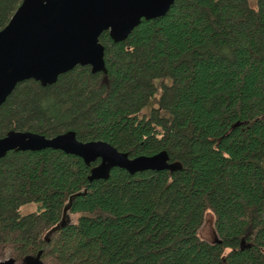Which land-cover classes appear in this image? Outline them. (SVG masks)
I'll return each instance as SVG.
<instances>
[{
	"label": "trees",
	"instance_id": "1",
	"mask_svg": "<svg viewBox=\"0 0 264 264\" xmlns=\"http://www.w3.org/2000/svg\"><path fill=\"white\" fill-rule=\"evenodd\" d=\"M20 2L0 0V28ZM99 40L106 81L77 64L49 84L17 82L0 136L72 129L130 156L166 149L180 167L115 166L89 180L95 162L78 155L11 149L0 157V243L20 264L38 250L44 264H264V0H174L123 40L107 30ZM66 210L76 218L50 231ZM206 211L213 240L199 234Z\"/></svg>",
	"mask_w": 264,
	"mask_h": 264
},
{
	"label": "water",
	"instance_id": "2",
	"mask_svg": "<svg viewBox=\"0 0 264 264\" xmlns=\"http://www.w3.org/2000/svg\"><path fill=\"white\" fill-rule=\"evenodd\" d=\"M174 0H21L8 22L0 28V104L17 82L27 78L42 85L77 64L101 71L107 80L104 45L99 40L107 30L114 41L123 40L142 18L167 12ZM236 122L235 124H238ZM58 148L80 156L87 164L95 162L88 179L107 178L117 166L131 173L146 169L174 170L166 149L153 154L130 156L103 139L81 140L68 129L52 136L11 128L0 136V157L11 149ZM64 216V215H63ZM62 220L50 231L65 223ZM41 250L23 264H44ZM0 264H15L9 256Z\"/></svg>",
	"mask_w": 264,
	"mask_h": 264
},
{
	"label": "rangeland",
	"instance_id": "3",
	"mask_svg": "<svg viewBox=\"0 0 264 264\" xmlns=\"http://www.w3.org/2000/svg\"><path fill=\"white\" fill-rule=\"evenodd\" d=\"M249 5L252 7H256L257 0H248ZM158 80V79H157ZM161 88L158 87L156 93L150 100L145 104V106L142 108L141 112L148 113L150 110L151 106L157 105L158 104V97L160 95ZM22 212H27L35 209V204L34 203H26L21 205L20 207ZM66 220H74L76 218V213L69 212L66 210L64 212V216ZM213 214L211 211H206L204 220L199 228V234L201 237L207 239V240H213L216 238L214 226H213ZM47 232V231H46ZM46 232L44 233L45 236H47ZM10 256V251L9 249L4 246L3 244L0 243V260L5 259ZM15 264H20L18 261L15 262Z\"/></svg>",
	"mask_w": 264,
	"mask_h": 264
}]
</instances>
